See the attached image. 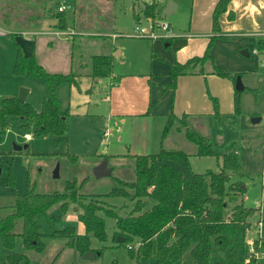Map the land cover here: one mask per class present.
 Instances as JSON below:
<instances>
[{
  "label": "rangeland",
  "instance_id": "rangeland-1",
  "mask_svg": "<svg viewBox=\"0 0 264 264\" xmlns=\"http://www.w3.org/2000/svg\"><path fill=\"white\" fill-rule=\"evenodd\" d=\"M60 1L5 0L4 7L0 3V30H2L0 33V100L17 97L20 90L24 89L26 90L24 100L38 110L42 98L49 95L42 78L12 73L17 48L24 55L22 47H26L28 42L25 36L26 31L35 34L33 38L37 39V47L44 61L43 68L46 72L70 73L72 80L81 77L83 73L89 71V56L106 52L100 47L102 38L105 37L99 34L103 33H117L116 38L111 40V43L115 45L113 53L121 50L124 54L123 61H120L121 63L119 62L116 67L118 71L115 72L116 75L148 72V57L154 54L151 52L148 40L135 36L133 28L136 25L148 28L149 24L136 6L134 9L140 14L138 17L140 20L135 23L132 18L131 0H65L69 4V8L64 12L69 27L64 30L56 27L57 20L54 16L56 4ZM169 1L172 0H162L159 5L160 9L162 10ZM179 2L180 8L172 10L167 15H162L158 10L155 20L159 19L173 27L185 25L188 21L189 0H178ZM72 7L74 13L71 10ZM43 18L47 19L43 21ZM29 42L33 44L32 39ZM259 64L260 61H258V67L261 71ZM79 72H82L81 76H77ZM78 88L80 86L69 83H61L55 87L54 95L59 108L67 111L68 114L67 130L62 135H33L32 124L29 123L28 127H23V124L27 123L25 119L19 117L8 119V126L0 133V218L13 210L11 206L16 195L23 194L27 184L33 185L37 193L48 194L63 192L66 181H75L73 189L76 193L95 195L97 200L113 208L119 216H124L130 211L132 202L129 199L117 195H105L113 187L119 186L118 180L131 181L134 177L131 156L122 157L120 155L115 158L109 155L111 151L123 152L120 144L127 143V141L116 140L117 128L121 129V127L107 111V104H102L98 100L102 94L98 96L95 92L91 96L92 102L86 104L84 112L78 109V112L72 113L76 104H71V102H78L76 98L71 97V94H76ZM258 107H261L259 112L262 116L264 104H258ZM124 116L130 120L129 116ZM215 124L216 121L211 120L210 125L204 127L206 135L203 137L208 140L211 149L220 155L232 154V151H236L239 160L238 170L228 172L229 182L238 181L240 186L244 187L242 201L245 207L264 208V186L261 185L264 181V124L262 120L252 123L251 117L243 114L222 119ZM103 128L110 129L111 134L103 135ZM22 133H28L31 139L23 140ZM216 133L220 135L219 139L216 138ZM185 144L190 146L187 153L190 154H188L189 164L193 172L203 173L207 170L217 172L220 169L219 158L197 156L195 155L196 145L189 140ZM13 145H27V147L13 150ZM102 160L106 161L110 174L96 178L91 169ZM56 166L58 176L54 177L53 170ZM5 180L6 183H4ZM47 214L50 217L58 216V219L45 220L43 216H39L37 223L42 233L50 234L52 229L59 230L65 226H72L76 234L84 231L76 213L70 209L61 213L57 206H52ZM99 215L104 220L107 237L105 241H99L90 236L89 247L100 251V255L91 260H83L77 251L65 246L64 243L70 239H54L44 236L42 241L46 246L38 256V258L43 257L40 259L41 264H49L51 260H54L53 264L151 263L150 256L137 260L135 257H130L126 246L116 241L118 235L113 237L114 219L101 212ZM252 228L254 226L248 229V235H251V231L253 233ZM56 251L58 252L57 257ZM10 252H26L19 237L15 238L11 250L0 248V264ZM27 253L29 258L36 254ZM258 264H264V258L258 259Z\"/></svg>",
  "mask_w": 264,
  "mask_h": 264
},
{
  "label": "trees",
  "instance_id": "trees-1",
  "mask_svg": "<svg viewBox=\"0 0 264 264\" xmlns=\"http://www.w3.org/2000/svg\"><path fill=\"white\" fill-rule=\"evenodd\" d=\"M229 0H217L212 10L211 29L218 32V15L226 9ZM157 1L145 3L140 12L143 18H154L158 11ZM58 27L67 28L63 11L54 14ZM136 18V14L134 15ZM209 44L201 57H193L183 64L175 63L170 70L173 87L178 75L191 72L193 67L202 65L207 58ZM89 76L109 77L112 74L111 56L93 54L90 56ZM218 75H227L214 66ZM12 73L35 76L43 79L49 95L43 97L38 110L25 100L7 97L0 100V133L8 126V119L23 118L33 125V135L59 136L67 130V111L60 110L54 95L55 87L61 83H72L71 74L50 73L37 62L33 55L24 56L17 48ZM237 96L234 98V113H239ZM173 115H168L162 130L165 135ZM185 137L197 147L195 155L214 156L220 159L217 172L207 170L195 173L189 164V155L177 150L159 148L154 154L133 155V179L118 180L105 195H117L129 199L132 207L124 216H119L113 208L103 205L95 195L79 194L74 191L75 181H66L63 192L41 194L33 185H26L25 192L16 195L13 210L0 218V248L11 250L14 240L19 237L26 252H10L3 264L32 263L27 252L39 254L45 249L44 236L54 239H70L65 246L73 247L78 255L92 250L89 237L106 240L104 220L100 212L114 219L113 237L121 236L119 244L127 248L130 257L154 256V264H258L248 251L246 234L251 218L257 214L264 239V208H248L243 205L244 187L238 181L229 182V171H237L239 160L235 154H218L211 149L208 140L184 126ZM172 161L181 170L166 163ZM11 179V177H10ZM10 179L8 180L10 182ZM7 181L5 180L4 183ZM91 196V197H90ZM57 206L61 213L72 210L83 226V233L76 234L72 226L52 229L50 234L40 232L37 219L49 216L48 210ZM259 249H264V240ZM255 249L257 246L255 245ZM96 255L100 251L92 250ZM56 257L58 252L56 251ZM55 256V255H54ZM53 259V258H52ZM51 260L49 264H52Z\"/></svg>",
  "mask_w": 264,
  "mask_h": 264
},
{
  "label": "crops",
  "instance_id": "crops-1",
  "mask_svg": "<svg viewBox=\"0 0 264 264\" xmlns=\"http://www.w3.org/2000/svg\"><path fill=\"white\" fill-rule=\"evenodd\" d=\"M4 1L0 0L2 7H4ZM37 1L40 2V0ZM150 1L152 0H131L132 18L135 23L140 20L138 17L140 14L142 15L140 10L144 4ZM172 1L176 3L174 10L179 9L180 2ZM216 1L189 0L188 21L185 25L173 27L167 23V30L152 29V32L158 36L146 38L150 44L151 52L154 54L148 57L149 69L147 73L132 72L116 75L115 72H118L116 67L124 59L121 50H116L113 53L115 45L111 43V40L116 38L117 33L99 34L105 37L102 38L100 47L106 52L98 54L111 56L112 74L109 77L91 78L90 71L83 75L82 72H79L77 76H82L70 83L80 86L76 90V94H71V97L76 98L78 103L72 101L71 104H76L72 113L78 112V109L84 112L86 104L92 102L91 96L95 92L98 93V96L102 94L98 100L102 104H107V111L121 127V129L117 128L116 140L127 141V143L120 144L123 152L111 151L110 156L116 158L120 155L132 157L133 155L154 154L160 147L165 150H177L189 154L187 152H189L190 146L185 144L188 143V140L184 136V126L204 136L206 135L204 127L210 125L211 120L216 121L217 124L222 119L232 118L235 115L245 114L251 118L261 117L259 112L261 107H258V104H264V73L262 70L260 71L258 61L264 59V0H229L226 9L218 15V32L213 35L211 15ZM62 2L65 0L57 3L56 7ZM158 2L156 9L160 13L159 5L162 0ZM135 6L140 14L136 13ZM71 10L74 13L73 7ZM45 19L47 18L42 20L45 21ZM67 27H69L68 23ZM1 32L2 30H0ZM28 33L30 31H26L25 34L28 41L27 46L22 47L24 56L33 55L43 67L44 61H42L41 53L37 47V39L33 38L35 34ZM212 35L207 60L201 66L193 67L191 72L178 75L171 87L169 73L172 66L175 63L183 64L193 57H201ZM141 38L144 39V37ZM31 39L32 45L29 44ZM243 49H246L247 55L240 53ZM214 66L220 68L227 75L215 74ZM237 76L239 79L241 78V90L235 89ZM236 96L238 114L234 113V98ZM170 114L173 115V119L162 137V130ZM124 115L129 116L130 120H127ZM105 130L108 132V135L105 136H109L111 130L103 128V135ZM215 136L217 139L220 137L218 133ZM22 139L26 140L23 136ZM30 139L31 136L27 140ZM25 146L27 147V145ZM232 154L236 155L237 153L232 151ZM166 163L181 170L180 166L172 161H166ZM261 185L264 186V181ZM251 221L250 228L252 226L255 228L257 214ZM254 228H252L253 232ZM250 234H246V239L249 236L253 237L252 231ZM68 247L74 249L71 246ZM74 251L76 250L74 249ZM38 256L40 255H31V262L41 264L40 259L43 257L38 258ZM149 258L151 259L150 264H154V256ZM173 264L178 263L174 262Z\"/></svg>",
  "mask_w": 264,
  "mask_h": 264
},
{
  "label": "built area",
  "instance_id": "built-area-1",
  "mask_svg": "<svg viewBox=\"0 0 264 264\" xmlns=\"http://www.w3.org/2000/svg\"><path fill=\"white\" fill-rule=\"evenodd\" d=\"M155 1H160V0H155ZM69 8V4L67 2H62L61 4H59L56 7L57 11H64L66 9ZM144 20L146 22H148L149 26L148 28H144V27H140L139 25L134 26L133 28V32L135 34V36L138 37H144V38H155L158 35H155L152 32L153 28H161L163 30H167L168 29V24L164 21H160L155 20L154 18H144ZM138 23V22H136ZM164 36V35H163ZM260 66L262 68V72L264 73V59H262L260 61ZM260 119L262 120V122L264 123V114L260 117ZM107 130H105L104 135H106ZM24 139H29L30 136L26 133L22 135ZM261 224L260 222H256L255 223V228H254V232H253V237H250L249 239H246V243H247V247H248V251L250 252V254L255 258V259H260V258H264V249H259V247L261 246ZM264 240V239H262ZM255 245L257 246V249H255ZM127 248H130L129 245H127Z\"/></svg>",
  "mask_w": 264,
  "mask_h": 264
},
{
  "label": "water",
  "instance_id": "water-1",
  "mask_svg": "<svg viewBox=\"0 0 264 264\" xmlns=\"http://www.w3.org/2000/svg\"><path fill=\"white\" fill-rule=\"evenodd\" d=\"M175 8V4L172 2V1H169L167 2L166 6L161 10V14L162 15H167L169 14L172 10H174ZM241 54H244V55H247V51L246 49H243L240 51ZM235 89L236 90H241L242 89V86L240 84V79L239 77L237 76L236 77V80H235ZM25 94H26V90L24 89H21L17 98L19 100H24L25 98ZM260 121V117H252L251 118V122L253 123H256V122H259ZM26 146L25 145H13V150H20L21 148H25ZM107 163L105 160H102L101 162H99L98 164H96L94 167H92L91 169V172L93 174L94 177L96 178H99V177H102V176H107L110 174V169L107 168ZM53 176L54 177H57L58 176V173H57V166L55 167V169L53 170ZM123 240V238L121 236H117L116 237V241L117 242H121ZM96 256V252H93V251H85L81 254V258L83 260H91V259H94Z\"/></svg>",
  "mask_w": 264,
  "mask_h": 264
}]
</instances>
